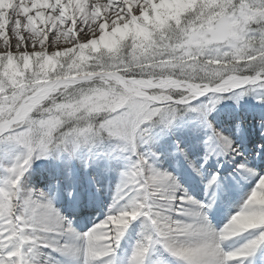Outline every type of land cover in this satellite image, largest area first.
Here are the masks:
<instances>
[{
	"label": "snow or ice",
	"instance_id": "1",
	"mask_svg": "<svg viewBox=\"0 0 264 264\" xmlns=\"http://www.w3.org/2000/svg\"><path fill=\"white\" fill-rule=\"evenodd\" d=\"M5 3L0 264H264V174L239 162L243 153L233 140L239 124L229 135L210 119L225 99L239 106L252 96L264 105V0H196L168 28L153 30L148 44L129 35L112 49L94 45L125 26L145 27L157 0H0ZM209 29L215 31L193 43ZM188 114L208 132L200 164L177 144L192 172L203 179L211 159L228 157L242 178L254 181L218 230L208 213L217 203L220 173L207 178L209 198L198 201L156 166L159 154L148 147L157 129L170 132ZM82 152L86 167L93 157L124 162L104 218L85 232L54 207L59 185L48 191L28 185L33 164L42 159L60 160L71 180V161ZM63 195L80 205L79 192ZM240 216L253 222L233 230ZM137 221V238L122 257L121 242ZM237 239L242 242L225 250Z\"/></svg>",
	"mask_w": 264,
	"mask_h": 264
},
{
	"label": "bare ground",
	"instance_id": "2",
	"mask_svg": "<svg viewBox=\"0 0 264 264\" xmlns=\"http://www.w3.org/2000/svg\"><path fill=\"white\" fill-rule=\"evenodd\" d=\"M167 1V0H166ZM113 36V35H112ZM228 110H216L211 116L210 119L214 122L215 126L220 129L225 134L233 135L235 133V125L239 122V132L233 135V140L236 147L243 153V156L238 158L239 162L246 163L249 167H254L258 172L264 174V157L259 155L260 145H264V120L261 123H258L257 126L252 127H243L241 122L246 121L247 118H251L247 113L240 112L237 118L232 116H225ZM262 119H264V114L261 115ZM261 116H257V114H253L252 118H261ZM216 117H222L223 121H216ZM254 120L253 123H256ZM234 123V124H233ZM232 125L229 128L222 127L221 125ZM178 133L173 132L168 137H162V139H158L154 141L153 144H156L155 149L152 151L159 154V159L157 160L156 166L161 170H166L172 174H174L179 183L186 189V191L193 198H205L207 200L209 198L208 193L205 192L204 182L207 178L216 172H219L223 177L227 176L226 179L230 183H234V192L239 188L237 185H241V176L236 170V162L228 157H220L219 159L213 158L204 168L205 176L202 178H198V176L194 177V173H192V177L195 178L196 183L200 187V192H191L190 188L193 185L192 180H190L189 176L191 173L188 170H180L177 168V163L184 164L187 162L184 160L183 156L177 154V144L182 147L188 155L189 160H192L196 164H200L203 162V157L205 156V147L202 143L205 137L208 135L206 129H199L197 127L192 128L189 124L183 123L179 125L176 130ZM257 133L258 142H254L249 148L244 147L245 144L249 143L252 140V135ZM202 137V138H201ZM152 144V145H153ZM151 145V146H152ZM150 148V147H149ZM151 149V148H150ZM170 158H173L170 161ZM178 159V162L176 159ZM75 160V159H74ZM72 160L70 167L72 170V179L69 180L65 173V164L60 160H50V163H47L45 167L40 170H36L34 172L35 179L37 176V183L40 185V181H46L47 184L45 187V191L49 190V186L59 185L61 192L55 193L56 198L53 201L54 207L65 217L68 219H73V224L76 228L80 226H85L87 224H93L94 222H99L102 220L107 212L108 206L111 204L112 197L115 193V187L119 182L120 173L124 168V162L120 159L113 158L110 162L103 157L96 159L93 157L94 163L90 166H85L87 160ZM120 163V164H119ZM188 165V164H187ZM110 170L105 171V168ZM235 172V173H232ZM233 176H232V175ZM40 175V176H39ZM232 177H231V176ZM237 179V182H236ZM248 182L252 180H247ZM254 184V181H252ZM251 184V188L253 186ZM227 185L226 182H221V186ZM37 184L35 185L36 188ZM39 188V186H37ZM250 188V189H251ZM41 189V187L39 188ZM71 189L80 193L81 195V203L78 207L73 206L68 199L63 195V190ZM220 189H218L219 191ZM249 193V192H248ZM242 192L235 197L234 193L229 194L227 197H230V203L232 204L230 210L228 209V205L220 200V202L225 206V210L221 213V220L224 222L220 224V226H216V221L220 220V218H216L214 213L219 212L222 209L219 204L217 207L214 206L213 210L208 213V218L211 226L214 229H220L223 225L229 220L230 215L234 214L237 210H232L233 203L240 200ZM204 200V201H205ZM244 198H241V204ZM234 201V202H233ZM229 203V204H230ZM238 206V205H237ZM228 211V212H226ZM87 212H93L98 214L99 216L96 219H92L91 217H85L82 219V224L77 226L76 219L80 217V214ZM99 219V220H98ZM80 227V228H82ZM92 227V225H91ZM140 230V221H137L129 230L126 238L121 242L119 253L123 257L129 251L132 243L137 238V233ZM246 235V234H245ZM242 241L230 240L228 243L224 245L225 250L232 249L229 246L234 245L235 247L240 244ZM241 259L247 260V257H242Z\"/></svg>",
	"mask_w": 264,
	"mask_h": 264
},
{
	"label": "clouds",
	"instance_id": "3",
	"mask_svg": "<svg viewBox=\"0 0 264 264\" xmlns=\"http://www.w3.org/2000/svg\"><path fill=\"white\" fill-rule=\"evenodd\" d=\"M196 3V0H171L170 3H161L152 5V15L150 19H146V26L141 27L133 24L131 27L125 26L118 32L119 38L122 40L125 37L131 35L134 42H138L140 45H146L150 42L153 35V30L159 31L166 29L170 26V22L177 20L181 13L185 10L191 9ZM0 7H8V4L0 5ZM223 21L217 22V27L222 25ZM215 29H209L207 33L201 32L192 37L193 43L199 45L201 41L207 39V36ZM117 33H114L112 37H108L101 41L100 44L94 45V48L104 47L107 49L115 48L117 40L114 38ZM27 66V63H26ZM47 66H54L52 61L46 62ZM253 218L250 216H240L233 223V230H240L251 225Z\"/></svg>",
	"mask_w": 264,
	"mask_h": 264
},
{
	"label": "rangeland",
	"instance_id": "4",
	"mask_svg": "<svg viewBox=\"0 0 264 264\" xmlns=\"http://www.w3.org/2000/svg\"><path fill=\"white\" fill-rule=\"evenodd\" d=\"M170 3L171 0H157V4H161V3ZM186 11V10H185ZM184 11V12H185ZM181 13V15H183V13ZM108 37H112V34H109ZM107 37V38H108ZM117 42L118 40L120 39L119 38V34L117 33V35L114 37ZM103 41V40H102ZM13 70H14V66H13ZM235 105V102L230 100V99H225L223 100L217 107V110H229L230 108L232 110H235L237 111L238 109V113L240 112H245L251 116L253 114H258V113H261L263 110H264V105H261L257 102V100H255L252 96H247L245 97L239 104V108L236 110V106ZM249 122L251 121H248V122H243V126H248ZM183 123H187L189 124L192 128L194 127H197L199 129H205V127L203 125L199 126L197 120L195 119V117L193 116H190V114H188V117H184L182 121L179 122V125L183 124ZM177 128V127H176ZM175 129V128H174ZM173 129V130H174ZM173 130L170 131V132H161L159 129H157L154 133H153V137L148 145V147L151 148V150L155 149L156 147V144H153L154 141H157L158 139H162V137H168L170 133H173ZM153 144V145H152ZM152 145V146H151ZM82 154L84 156H87V152H82ZM49 160V159H42V160H37L34 164H33V167H32V170L30 172V175H32L34 172H35V169H39L41 166L43 167L45 164H46V161ZM120 164V163H119ZM40 170V169H39ZM30 175L28 177V185L29 187H32L30 186V182L29 179L30 178ZM36 179V178H35Z\"/></svg>",
	"mask_w": 264,
	"mask_h": 264
}]
</instances>
